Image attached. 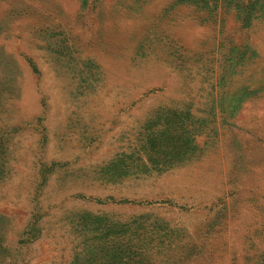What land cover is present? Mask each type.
Returning a JSON list of instances; mask_svg holds the SVG:
<instances>
[{"label": "rangeland", "instance_id": "374dc122", "mask_svg": "<svg viewBox=\"0 0 264 264\" xmlns=\"http://www.w3.org/2000/svg\"><path fill=\"white\" fill-rule=\"evenodd\" d=\"M0 264H264V0H0Z\"/></svg>", "mask_w": 264, "mask_h": 264}]
</instances>
